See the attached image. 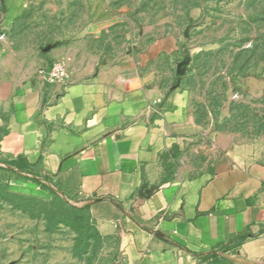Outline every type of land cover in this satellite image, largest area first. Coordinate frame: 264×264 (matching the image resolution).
Returning a JSON list of instances; mask_svg holds the SVG:
<instances>
[{
  "label": "crops",
  "instance_id": "obj_1",
  "mask_svg": "<svg viewBox=\"0 0 264 264\" xmlns=\"http://www.w3.org/2000/svg\"><path fill=\"white\" fill-rule=\"evenodd\" d=\"M3 1V164L89 205L125 264H264V133L219 130L222 116L175 78L178 60L161 47L105 50L111 24L30 35L72 0ZM58 58L68 82H44L39 69Z\"/></svg>",
  "mask_w": 264,
  "mask_h": 264
},
{
  "label": "rangeland",
  "instance_id": "obj_2",
  "mask_svg": "<svg viewBox=\"0 0 264 264\" xmlns=\"http://www.w3.org/2000/svg\"><path fill=\"white\" fill-rule=\"evenodd\" d=\"M84 2L72 0L67 15L47 20L51 30L30 35L75 36L86 23L93 30L111 24L100 30L105 50L143 55L161 47L176 56L175 72L182 63L175 78L222 116L219 130L264 133V0H87V8ZM3 5L0 50L9 33ZM35 179L0 157V264H125L121 240L99 235L81 200ZM220 258L218 264H228Z\"/></svg>",
  "mask_w": 264,
  "mask_h": 264
},
{
  "label": "built area",
  "instance_id": "obj_3",
  "mask_svg": "<svg viewBox=\"0 0 264 264\" xmlns=\"http://www.w3.org/2000/svg\"><path fill=\"white\" fill-rule=\"evenodd\" d=\"M39 75L46 83L66 84L70 77L68 62L63 59H55L45 68L39 69Z\"/></svg>",
  "mask_w": 264,
  "mask_h": 264
},
{
  "label": "trees",
  "instance_id": "obj_4",
  "mask_svg": "<svg viewBox=\"0 0 264 264\" xmlns=\"http://www.w3.org/2000/svg\"><path fill=\"white\" fill-rule=\"evenodd\" d=\"M12 163L17 164V167H18L19 169H22V168H23V165L20 164V163H18V162H16V160H13ZM35 182H37V183H39V184H41V185H43V186L45 185L44 183H42L41 181H39V180H37V179H35ZM83 208L88 210V209H89V205H84Z\"/></svg>",
  "mask_w": 264,
  "mask_h": 264
},
{
  "label": "water",
  "instance_id": "obj_5",
  "mask_svg": "<svg viewBox=\"0 0 264 264\" xmlns=\"http://www.w3.org/2000/svg\"><path fill=\"white\" fill-rule=\"evenodd\" d=\"M181 66H182L181 62L177 64L176 72L179 74H181L183 72V68H181Z\"/></svg>",
  "mask_w": 264,
  "mask_h": 264
}]
</instances>
